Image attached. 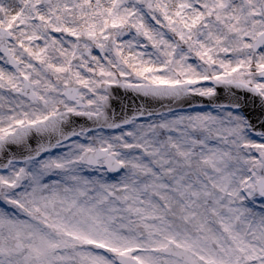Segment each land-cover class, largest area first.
I'll use <instances>...</instances> for the list:
<instances>
[{"label": "snow or ice", "instance_id": "obj_1", "mask_svg": "<svg viewBox=\"0 0 264 264\" xmlns=\"http://www.w3.org/2000/svg\"><path fill=\"white\" fill-rule=\"evenodd\" d=\"M0 264H264V0H0Z\"/></svg>", "mask_w": 264, "mask_h": 264}]
</instances>
